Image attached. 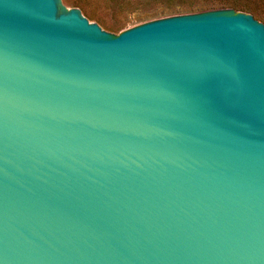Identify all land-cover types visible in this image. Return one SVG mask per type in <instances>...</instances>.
I'll use <instances>...</instances> for the list:
<instances>
[{
  "label": "water",
  "instance_id": "1",
  "mask_svg": "<svg viewBox=\"0 0 264 264\" xmlns=\"http://www.w3.org/2000/svg\"><path fill=\"white\" fill-rule=\"evenodd\" d=\"M0 264H264L263 24L0 0Z\"/></svg>",
  "mask_w": 264,
  "mask_h": 264
},
{
  "label": "rangeland",
  "instance_id": "2",
  "mask_svg": "<svg viewBox=\"0 0 264 264\" xmlns=\"http://www.w3.org/2000/svg\"><path fill=\"white\" fill-rule=\"evenodd\" d=\"M56 4L57 13L78 11L113 34L154 19L218 9L249 14L264 26V0H56Z\"/></svg>",
  "mask_w": 264,
  "mask_h": 264
}]
</instances>
